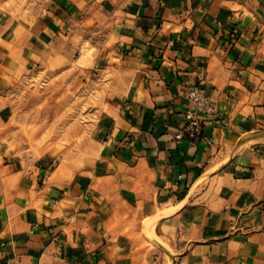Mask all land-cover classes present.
Returning <instances> with one entry per match:
<instances>
[{"label":"crops","instance_id":"1","mask_svg":"<svg viewBox=\"0 0 264 264\" xmlns=\"http://www.w3.org/2000/svg\"><path fill=\"white\" fill-rule=\"evenodd\" d=\"M44 2L0 0V124L36 72L103 100L79 172L0 149V264H264V0Z\"/></svg>","mask_w":264,"mask_h":264},{"label":"rangeland","instance_id":"2","mask_svg":"<svg viewBox=\"0 0 264 264\" xmlns=\"http://www.w3.org/2000/svg\"><path fill=\"white\" fill-rule=\"evenodd\" d=\"M44 0H19V10ZM36 72L5 99L0 149L21 157H52L74 171L91 162L88 154L93 122L103 100L92 85L79 88L64 70Z\"/></svg>","mask_w":264,"mask_h":264},{"label":"built area","instance_id":"3","mask_svg":"<svg viewBox=\"0 0 264 264\" xmlns=\"http://www.w3.org/2000/svg\"><path fill=\"white\" fill-rule=\"evenodd\" d=\"M185 97L192 105V108H188L185 111L187 123L184 130L177 133V141L182 140L185 133H188L192 138L199 137L203 129V118L208 115L218 114L217 104L198 85L188 87L185 90ZM217 122L219 121L217 120Z\"/></svg>","mask_w":264,"mask_h":264}]
</instances>
